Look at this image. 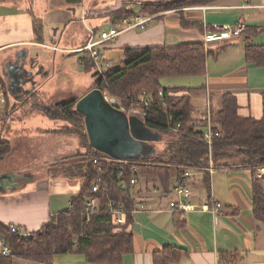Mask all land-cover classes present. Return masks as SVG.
<instances>
[{
  "label": "crops",
  "instance_id": "0c3cea01",
  "mask_svg": "<svg viewBox=\"0 0 264 264\" xmlns=\"http://www.w3.org/2000/svg\"><path fill=\"white\" fill-rule=\"evenodd\" d=\"M160 1L176 0H80L73 4L67 0H0V78L7 89L15 81L22 86L14 95L8 90L13 101L7 102V107L10 103L11 107L24 109L27 113L28 107L23 101L31 92H42L39 86L47 80L50 72L43 64L46 51H49V55L52 51V59L60 52L59 66L65 68V58L76 52L74 49L84 46L90 29L95 31L97 37L111 27L99 31L95 24L88 25L86 18L112 14L113 24L114 13L124 7L130 8L136 16L146 15L150 19L144 28L122 31L114 39L97 46L102 59L111 62L110 66L120 61L121 57L123 59L125 47L174 46L201 41L207 50L219 52L216 56L207 57L205 73L199 75L204 79V84L200 86L206 97V107L198 111L195 119H207L206 108L211 103L213 92L220 96V100L225 92L235 94L240 115L260 118L264 66L246 62L243 53L245 30L239 36L207 43L204 42V35L213 31L215 25H234L242 19L246 27L257 26L260 29L252 35V43L264 45V0H218L205 5L172 8L152 15L142 12V3ZM181 16L187 22H195V25L182 26ZM34 18L41 20L38 32L34 27ZM75 37L79 38L78 41L74 40ZM46 39L49 41L46 42ZM53 46H57L58 50H53ZM26 71L32 72L31 81L26 80ZM59 131L64 137L62 140L57 136ZM59 131L39 135L53 137L49 141L54 144L45 148L39 164L30 162L19 169L0 171V174L9 175L8 183L0 186V223L17 226L27 233L38 231L49 222L51 216L67 209L70 199L77 195L82 182L79 176L68 175V178L53 174L51 168L50 171H38L39 166L59 165L75 155L76 136L63 135L61 128ZM27 151L33 153L35 150L27 148ZM221 170V178L211 175L210 195L205 200L209 198L221 203L222 208L217 215L197 207L180 215L172 212L168 201L175 197L170 188L175 181L174 172L168 193H163L158 185L148 188L147 181L141 192L142 197L137 201L135 199L136 207L132 211L133 251L114 264H156L155 253L163 250L170 253L168 249L180 251V256L167 264H219L220 252L237 254L236 262L227 258L230 264H264V223L252 213L250 170L242 167ZM256 174L264 186V167L259 168ZM191 187L193 190L192 183ZM161 194L169 195V200L162 201L159 197ZM191 202L197 206L203 203L194 191ZM70 257L71 261L68 258L62 260L67 259L70 264H110L90 263L78 254ZM20 261L23 262L18 264L29 263L26 259ZM52 264H57L55 257Z\"/></svg>",
  "mask_w": 264,
  "mask_h": 264
},
{
  "label": "trees",
  "instance_id": "16d2710c",
  "mask_svg": "<svg viewBox=\"0 0 264 264\" xmlns=\"http://www.w3.org/2000/svg\"><path fill=\"white\" fill-rule=\"evenodd\" d=\"M67 1L72 4L80 2ZM216 1L218 0L142 3V12L152 15L172 8L205 5ZM132 16H136V13L130 8L123 7L114 13V22ZM33 22L38 32L41 20L34 18ZM180 23L186 27L195 25V22H187L183 16ZM258 28L257 26L245 28L243 53L246 62L264 66V45L253 44L251 40L252 35L260 31ZM218 52L207 50L201 41L174 46L125 47L119 66H109L102 73L97 70L93 73L91 89L105 91L125 106L136 102L141 95L149 97L147 113L141 121L152 132L172 135L158 152L159 156L152 151L144 156L113 158L89 144L84 115L75 108L77 98L44 104L39 102L40 95L37 91L26 96L23 104L29 106L28 111L65 121L64 129L61 130L67 135H75L85 148L79 162L75 164L78 174L65 171L67 175L82 178L80 190L70 199L67 209L54 214L40 230L28 232L25 237L10 232L9 226L0 223V234L14 257L28 260L29 263L26 264L32 262L52 264L56 255L73 253L83 256L90 263H119L123 255L133 251L131 225L136 201L131 194L130 180H156L161 191L168 193L172 172L176 179L180 172L190 169L202 173H200L202 187L206 194L210 195L211 174L208 172L210 164L214 169L242 167L250 170L252 213L258 221L264 223V186L256 174L259 168L264 167V92L260 118L240 115L237 96L231 92L223 93L219 109L213 114L210 113L211 130L214 135L209 146L199 136L201 129L205 127L206 118L198 120L201 122V126L198 127L192 116L194 106L191 102V91L201 89L202 86L165 87L160 84V78L166 76L203 75L207 57L216 56ZM79 60L85 70L95 67L94 61L89 57ZM159 89L164 93L165 110L157 98ZM0 92L7 104L9 93L1 78ZM179 121L180 126L176 128ZM10 151L11 143L8 138L0 137V159ZM95 182L99 186L97 191L92 190ZM91 195L97 197L98 205L93 213L87 215L84 208ZM208 201L211 199L208 198ZM109 204L115 209H122V222L114 220V215L107 210ZM167 251L170 253H166L165 250L155 253L156 264H167L176 261L180 256L178 250ZM12 257L0 254V264H16ZM227 258L231 262L238 260L235 253L220 252L219 264H230Z\"/></svg>",
  "mask_w": 264,
  "mask_h": 264
},
{
  "label": "rangeland",
  "instance_id": "374dc122",
  "mask_svg": "<svg viewBox=\"0 0 264 264\" xmlns=\"http://www.w3.org/2000/svg\"><path fill=\"white\" fill-rule=\"evenodd\" d=\"M100 4L101 2H95ZM136 6V5H134ZM113 20L112 14H101V15H93L91 17L86 18V23L88 25H96L99 31L106 29L111 24ZM114 23V22H113ZM52 33V32H51ZM78 37H75V41H78ZM46 42L49 40L46 39ZM103 50V49H101ZM61 54L58 52L56 54V58L52 59V51L49 55V51H46L45 57L43 59V64L50 69L48 74L47 80H45L39 86V89L43 92L39 93V102H43L44 104H53L56 103L58 100H66V99H73V98H80L83 96L87 91L91 89L93 86V73L96 71L95 67L91 68L90 70H85V68L80 63V52H74L70 57L65 58V68L59 66L60 64V57ZM122 57L120 58V61ZM119 60L115 63L113 62L112 66H119L121 64ZM160 84L165 87H175V86H190L196 87L197 85L200 86L204 84V79L199 75H183V76H166L160 78ZM62 90V91H61ZM35 95V94H33ZM192 95V102L194 106V110L192 113L193 118L197 117L198 111L201 108L206 107V97L203 95L201 89H194L191 91ZM36 96V95H35ZM216 97V100L214 98ZM8 102H12L11 96L8 95ZM220 96L216 93H212L211 95V103H209V112L211 114L215 113L220 107ZM5 102V100H4ZM4 102L0 101V137L7 139L11 143V151L9 154L5 155L2 159H0V171L8 170L9 169H19L22 165H25L30 162H34V164H39V160L43 157V153L45 152V148L52 147V144L49 140H51V136L47 137H39V135H44L48 132L56 133L59 131L60 128L62 130L63 127V120H54L49 118L48 116L38 113L28 111L27 113L24 112V109H19L18 107H11V104L8 103L10 106L7 107ZM29 107V106H27ZM207 109V108H206ZM7 114V115H6ZM200 119H195L196 124L201 126V122L198 121ZM64 123H66L64 121ZM56 129V130H54ZM43 130V131H42ZM54 131V132H53ZM59 139H64L62 135H60V131L57 132ZM64 135L65 132L62 131ZM152 137H155L154 134H150ZM160 139L156 138L154 141L150 143L152 146L155 155L161 151L166 143V140L170 139L172 135L170 133H162L160 135ZM47 139V140H46ZM44 140V141H43ZM77 145H76V153L73 155L67 162L58 163L59 165L55 164L52 167L46 166H39L38 171L39 173L42 170H49L51 168V173L58 174L61 176H68L65 171H71L72 173L78 174L77 164L80 160V157L83 155L84 146H82L78 138L76 137ZM27 148L33 149L34 152L27 151ZM40 151V152H37ZM221 169H216L214 172H211L212 177L214 178H221L222 173ZM258 171V170H257ZM220 172V173H219ZM202 174V173H201ZM200 173H194L191 177V183L193 186V191L195 192L196 197L200 199V201L204 202L206 200L207 194L205 189L202 187L201 184V175ZM74 177V176H73ZM69 178V176H68ZM79 178H81L79 176ZM82 181V178H81ZM29 183V182H28ZM147 180L145 179H138L136 184L131 188V194L136 199V201L142 197V193L144 191V187H146ZM148 188L152 189L153 185H158V181L156 180H149L148 181ZM1 189V187H0ZM162 201H168L170 196L166 194L159 195ZM74 255L73 253H63L58 254L55 256V263L57 264H70V256ZM77 255V254H76ZM16 263L23 262L20 261L21 259L12 257ZM63 258H68L62 260Z\"/></svg>",
  "mask_w": 264,
  "mask_h": 264
},
{
  "label": "built area",
  "instance_id": "2783aa9c",
  "mask_svg": "<svg viewBox=\"0 0 264 264\" xmlns=\"http://www.w3.org/2000/svg\"><path fill=\"white\" fill-rule=\"evenodd\" d=\"M150 19V16H132L128 18H124L120 21H116L111 25L110 28H108L105 31H102L98 34L96 37V33L94 30L90 29L88 33V38L86 40V43L84 46L74 49L73 51L80 52V58H86L89 57L94 61V65L97 71L102 73L105 68L109 67L111 62L108 60H104L101 57L100 51L97 48L100 44L110 41L114 39L116 35H118L120 32L129 30L132 28L140 27L144 28L147 25V21ZM246 25L242 19H239L234 25H215L213 27V31L206 33L204 35V42H210V41H216V40H226L232 37L239 36L243 33V30H245ZM53 50H58L57 46L52 47ZM105 100L107 103H109L111 106L117 108L118 110L123 111L127 115L135 116L136 118L142 120L145 118L147 113V106H149L148 103H150V99L148 96L141 95L137 98L136 102H132L129 104V106H125L121 104L118 99L112 95H109L107 93L102 92ZM1 101L4 102L3 94L0 92ZM158 101L160 102L163 110H165V101H164V93L162 89L158 90L157 95ZM207 105V119L205 127H203L200 131V138L206 142L209 146L212 142V137L214 133L211 130V122H210V112L208 110ZM180 126V121L176 123V128ZM175 128V129H176ZM208 172H213L214 167L212 164L209 165ZM194 173H201L194 170H184L183 172H180L178 174L177 178L175 179L174 183L172 184L171 191L175 194V197L171 199L169 202L170 210L174 213H184L188 210L195 209L196 207L204 210L209 211L213 215H217L222 205L219 202H213V201H205L200 205H195L194 202H191L192 196H193V190L191 187V177ZM99 178L97 179V181ZM137 182L136 179H131L130 183L132 186ZM121 186H124V184H121ZM99 188L98 184L95 182V184L92 187L93 191H97ZM68 205H70V201L68 202ZM67 205V206H68ZM98 205V199L95 195H91L85 204L84 211L87 215L93 213L97 209ZM69 207V206H68ZM107 210L114 215V220L118 223L122 222V209H115L113 205L109 204L107 207ZM9 230L12 233H16L20 237H25L28 235L27 232L20 230L17 226L9 225ZM0 254L3 256H13L11 253V249L9 245L5 242L4 237L0 234Z\"/></svg>",
  "mask_w": 264,
  "mask_h": 264
},
{
  "label": "water",
  "instance_id": "95a60500",
  "mask_svg": "<svg viewBox=\"0 0 264 264\" xmlns=\"http://www.w3.org/2000/svg\"><path fill=\"white\" fill-rule=\"evenodd\" d=\"M24 63L25 60L22 64ZM31 77L32 72L26 71V80L31 81ZM17 89L18 91L22 89L17 81L8 88L11 95H14ZM75 106L76 110L84 115L89 144L92 148L113 158L126 159L149 154L153 151L150 143L156 138H161L157 132H152L146 127L140 119L127 115L107 103L102 91L98 88H92L78 98ZM150 134H154L155 137ZM8 177L9 175L0 174V186L1 180Z\"/></svg>",
  "mask_w": 264,
  "mask_h": 264
},
{
  "label": "flooded vegetation",
  "instance_id": "af4514ba",
  "mask_svg": "<svg viewBox=\"0 0 264 264\" xmlns=\"http://www.w3.org/2000/svg\"><path fill=\"white\" fill-rule=\"evenodd\" d=\"M8 183V178H4L3 180H1V184H5Z\"/></svg>",
  "mask_w": 264,
  "mask_h": 264
}]
</instances>
